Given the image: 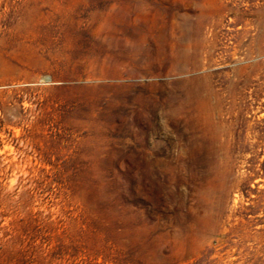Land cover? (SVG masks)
<instances>
[{"label": "rangeland", "instance_id": "rangeland-1", "mask_svg": "<svg viewBox=\"0 0 264 264\" xmlns=\"http://www.w3.org/2000/svg\"><path fill=\"white\" fill-rule=\"evenodd\" d=\"M0 264H264V0H0Z\"/></svg>", "mask_w": 264, "mask_h": 264}]
</instances>
